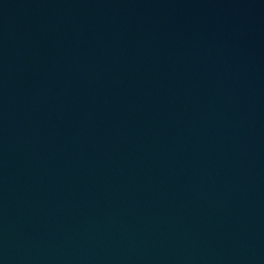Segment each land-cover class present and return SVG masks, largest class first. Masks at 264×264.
Masks as SVG:
<instances>
[{
  "label": "water",
  "instance_id": "95a60500",
  "mask_svg": "<svg viewBox=\"0 0 264 264\" xmlns=\"http://www.w3.org/2000/svg\"><path fill=\"white\" fill-rule=\"evenodd\" d=\"M0 264H264V0H0Z\"/></svg>",
  "mask_w": 264,
  "mask_h": 264
}]
</instances>
